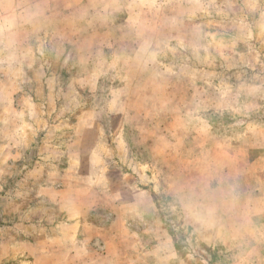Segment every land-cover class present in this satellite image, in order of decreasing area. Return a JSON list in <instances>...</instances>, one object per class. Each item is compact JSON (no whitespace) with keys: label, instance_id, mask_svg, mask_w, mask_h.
I'll list each match as a JSON object with an SVG mask.
<instances>
[{"label":"rangeland","instance_id":"rangeland-1","mask_svg":"<svg viewBox=\"0 0 264 264\" xmlns=\"http://www.w3.org/2000/svg\"><path fill=\"white\" fill-rule=\"evenodd\" d=\"M0 264H264V0H0Z\"/></svg>","mask_w":264,"mask_h":264},{"label":"clouds","instance_id":"clouds-1","mask_svg":"<svg viewBox=\"0 0 264 264\" xmlns=\"http://www.w3.org/2000/svg\"><path fill=\"white\" fill-rule=\"evenodd\" d=\"M233 199L230 187L208 188L192 194L184 202L183 210L194 223L212 228L223 224Z\"/></svg>","mask_w":264,"mask_h":264}]
</instances>
